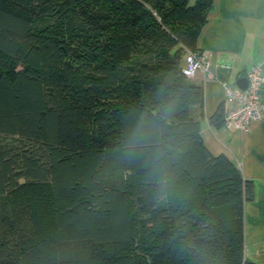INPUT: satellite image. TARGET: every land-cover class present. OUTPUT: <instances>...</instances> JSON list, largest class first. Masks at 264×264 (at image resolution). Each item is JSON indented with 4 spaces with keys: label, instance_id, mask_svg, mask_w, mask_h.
Instances as JSON below:
<instances>
[{
    "label": "trees",
    "instance_id": "obj_1",
    "mask_svg": "<svg viewBox=\"0 0 264 264\" xmlns=\"http://www.w3.org/2000/svg\"><path fill=\"white\" fill-rule=\"evenodd\" d=\"M213 3L0 0V264H250L253 185L205 147L181 74Z\"/></svg>",
    "mask_w": 264,
    "mask_h": 264
},
{
    "label": "crops",
    "instance_id": "obj_2",
    "mask_svg": "<svg viewBox=\"0 0 264 264\" xmlns=\"http://www.w3.org/2000/svg\"><path fill=\"white\" fill-rule=\"evenodd\" d=\"M196 47L209 62L189 79L203 93L202 106L192 107V116L208 151L226 156L253 185L254 197L243 207V260L264 264V118L254 121L248 133L209 124L220 105L225 112L230 109L224 87H234L253 65L264 63V0H214Z\"/></svg>",
    "mask_w": 264,
    "mask_h": 264
},
{
    "label": "built area",
    "instance_id": "obj_3",
    "mask_svg": "<svg viewBox=\"0 0 264 264\" xmlns=\"http://www.w3.org/2000/svg\"><path fill=\"white\" fill-rule=\"evenodd\" d=\"M208 59L202 54L187 53L184 56L181 74L193 78L200 70H206ZM247 87H224V102L230 106L225 112L223 126L225 129L248 133L254 121L264 118L262 102V81H264V63H257L246 71Z\"/></svg>",
    "mask_w": 264,
    "mask_h": 264
},
{
    "label": "rangeland",
    "instance_id": "obj_4",
    "mask_svg": "<svg viewBox=\"0 0 264 264\" xmlns=\"http://www.w3.org/2000/svg\"><path fill=\"white\" fill-rule=\"evenodd\" d=\"M193 2V0H191ZM50 21L47 19L37 20L34 24V28L41 29L46 26ZM1 144H11L10 139L0 136ZM123 175L121 160L116 152L111 153L106 157L103 168L101 169L99 176L100 179L105 182H117L121 179ZM85 246L83 244L71 245L65 244L60 247L61 255L68 258H73V256H78L84 253Z\"/></svg>",
    "mask_w": 264,
    "mask_h": 264
},
{
    "label": "water",
    "instance_id": "obj_5",
    "mask_svg": "<svg viewBox=\"0 0 264 264\" xmlns=\"http://www.w3.org/2000/svg\"><path fill=\"white\" fill-rule=\"evenodd\" d=\"M235 86L238 87L241 90L246 89L247 87V80L244 77L237 78L235 81Z\"/></svg>",
    "mask_w": 264,
    "mask_h": 264
}]
</instances>
